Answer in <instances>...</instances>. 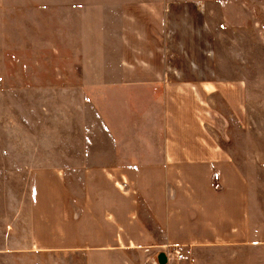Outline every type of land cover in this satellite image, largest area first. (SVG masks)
Returning <instances> with one entry per match:
<instances>
[{
    "label": "crops",
    "instance_id": "crops-1",
    "mask_svg": "<svg viewBox=\"0 0 264 264\" xmlns=\"http://www.w3.org/2000/svg\"><path fill=\"white\" fill-rule=\"evenodd\" d=\"M159 1L121 2L118 59L74 96L79 152L66 155L64 141L68 167L29 172L32 251L80 252L85 264H159L163 253L179 264L175 250L247 241V182L225 148L229 119L245 122V85L172 80Z\"/></svg>",
    "mask_w": 264,
    "mask_h": 264
},
{
    "label": "rangeland",
    "instance_id": "rangeland-1",
    "mask_svg": "<svg viewBox=\"0 0 264 264\" xmlns=\"http://www.w3.org/2000/svg\"><path fill=\"white\" fill-rule=\"evenodd\" d=\"M116 1L6 0L0 9V264H85L80 252L31 250L29 172L68 167L64 141L66 155L79 152L74 96L97 84L100 62L118 59L126 0ZM159 2L172 80L242 82L246 92L245 122L229 119L225 148L247 182V241L175 250V262L264 264V0Z\"/></svg>",
    "mask_w": 264,
    "mask_h": 264
},
{
    "label": "water",
    "instance_id": "water-1",
    "mask_svg": "<svg viewBox=\"0 0 264 264\" xmlns=\"http://www.w3.org/2000/svg\"><path fill=\"white\" fill-rule=\"evenodd\" d=\"M158 263L159 264H166L167 263V258L166 255L161 253L158 257Z\"/></svg>",
    "mask_w": 264,
    "mask_h": 264
}]
</instances>
